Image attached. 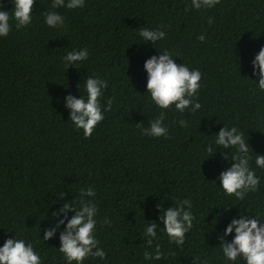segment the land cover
<instances>
[{"label": "trees", "instance_id": "obj_1", "mask_svg": "<svg viewBox=\"0 0 264 264\" xmlns=\"http://www.w3.org/2000/svg\"><path fill=\"white\" fill-rule=\"evenodd\" d=\"M11 6L0 0L10 14ZM31 10V23L20 28L10 15V31L0 37V244L14 232L33 243L41 264H66L59 234L44 241L43 229L63 200L75 197L79 207L80 189L90 186L95 196L84 199L97 205L96 239L105 257L85 264H225L217 234L239 210L264 213V169L254 164L255 152L264 154V92L251 67L264 46V0H218L200 10L190 0H85L78 9L36 0ZM48 11L59 12L64 25L44 24ZM143 27L162 28L166 36L153 45L140 42ZM80 48H87V59L66 69L62 57ZM165 49L177 64L200 70L193 99L201 107L163 110L168 135L156 138L141 131L161 111L145 93L142 65ZM88 76L106 81L99 99L102 110L109 107L84 137L62 101L68 93L86 95ZM223 124L242 132L260 177L257 190L239 200L217 186L227 166L220 151L208 157L205 150L209 144L217 150L214 133ZM183 199L194 216L183 244L158 231L152 247L159 244L161 258L143 259L150 250L143 226L157 220L155 205Z\"/></svg>", "mask_w": 264, "mask_h": 264}, {"label": "clouds", "instance_id": "obj_2", "mask_svg": "<svg viewBox=\"0 0 264 264\" xmlns=\"http://www.w3.org/2000/svg\"><path fill=\"white\" fill-rule=\"evenodd\" d=\"M35 2L36 0H11V14L8 9H0V37L7 36L10 31V15L17 28L30 24L34 14L31 9ZM84 2L85 0H52V8L78 9L83 7ZM217 3L218 0H190L193 10L212 8ZM207 20L208 23H212L211 17ZM43 23L49 27H60L65 21L59 12L48 11L44 14ZM138 36L140 42H149L153 45L156 41L164 39L166 33L162 28L143 27ZM197 39L204 41V34L198 35ZM88 55L87 48L73 49L67 51L62 59L67 69L69 66L78 67L79 62L86 60ZM176 57L178 56L165 49L157 51V54L143 61L142 67L146 74L145 93L148 94L150 102L161 110L149 121L148 126L141 130L150 137L159 138L168 135V127L163 123L165 119L163 110L174 108L184 113L186 109L195 112L201 107L199 101L193 99L201 87V72L184 63L177 64L174 59ZM251 67L252 75L258 76V80L252 79L255 81V86L264 92V46L254 54ZM105 87V80L97 76H88L84 80L86 95L74 96L68 93L63 97V106L70 110L69 119L76 129L82 130L84 137L92 134L95 126L104 120L105 112L108 111L109 105H105L102 110L99 99ZM178 124L181 127L186 126V121L181 119ZM214 134L213 143L217 150L213 152L212 144L206 145L205 150L211 153L208 157L220 151L227 165L216 177L219 181L217 186L226 195H234L238 200L243 199L249 191H256L260 182L255 169L249 165L251 147L235 125L229 127L223 124ZM221 148L228 151H221ZM255 153L256 168L264 169V154ZM229 159L230 163H228ZM94 196L95 190L89 186L80 189L79 207H76L75 197L71 201L63 200L58 209L51 211L50 217L53 223L43 229V236H40L46 241L56 233L59 234L57 249L63 254L66 264L73 262L85 264V260L89 257H99L101 260L105 257V251L98 246L99 241L96 239L97 205L93 200L84 199ZM155 207L159 213L157 220L145 219L147 223L143 226L145 243L150 249L144 251L143 259L148 261L159 260L162 256L159 244L152 247L158 231L166 235L170 243L174 242L179 246L183 244L185 233L192 227L194 219L190 210L191 202L188 199L177 201L175 206L171 204L163 207L162 203H157ZM69 212L72 213L70 216ZM246 212L237 211L223 228V233L217 234L220 253L225 264H237L240 259L244 264H264V213L252 211L251 214L246 215ZM107 222L105 218V223ZM12 233V236L5 238L0 244V264H41L42 258L33 243L24 238H17L16 233ZM230 234L231 239H225Z\"/></svg>", "mask_w": 264, "mask_h": 264}]
</instances>
